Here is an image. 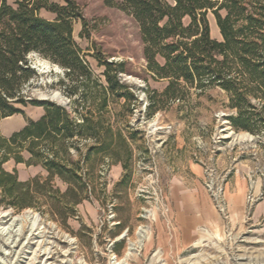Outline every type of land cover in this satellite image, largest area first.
<instances>
[{"label": "rangeland", "instance_id": "1", "mask_svg": "<svg viewBox=\"0 0 264 264\" xmlns=\"http://www.w3.org/2000/svg\"><path fill=\"white\" fill-rule=\"evenodd\" d=\"M73 1L80 16L72 20V36L89 63L90 79H100V60L122 62L121 81L135 93V98L110 97L101 111L103 127L120 131L125 140L112 136L110 152H104L94 138H74L77 147L69 152L79 161L82 190L68 193L66 203L50 200V193H33L32 205L16 209L5 204L0 191V213L8 215L4 222L26 214L36 215L38 222L35 234H29L31 223L24 219L17 238L0 236V264H114V259L121 264H264V220L250 225L264 189V124L254 132L231 127L226 116L234 111L226 107V93L216 87L188 89L182 98L148 114L152 90L161 92L167 81L152 78L146 69L137 23L103 0ZM41 15L55 17L44 9ZM208 18L211 36L220 39L214 17ZM27 57L31 65L45 68H34L36 75L22 87L25 98L64 105L72 115L77 114L74 106L98 115L97 88L91 83L85 95L82 88L69 95L64 87L75 80L64 68L37 52ZM20 114L23 120L35 117L37 106L27 104ZM242 133L247 136L238 138ZM22 155L29 156L26 151ZM12 165V160L2 164L7 171L16 170L20 181L47 176L40 164ZM52 183L61 192L67 187L56 177ZM203 200L209 201L221 227L203 230L204 242L179 257H159L160 251L167 252L161 236L170 233L179 208Z\"/></svg>", "mask_w": 264, "mask_h": 264}, {"label": "trees", "instance_id": "2", "mask_svg": "<svg viewBox=\"0 0 264 264\" xmlns=\"http://www.w3.org/2000/svg\"><path fill=\"white\" fill-rule=\"evenodd\" d=\"M65 1L59 5L49 0H0V119L22 113L27 104L44 110L37 119L26 118L9 136L0 133V191L5 204L16 209L32 205L33 193H50V200L66 203L63 199L68 193L81 191L76 173L79 161L71 158L69 147L76 148V139L82 137L97 140L96 146L104 152H110L112 136L124 142L120 131L103 127L101 111L110 97L124 94L135 98L130 86L121 81L120 73L125 72L122 62L100 60V79H90L89 63L72 36V20L80 16L79 6L73 0ZM103 1L134 19L146 69L152 78L167 81L161 92L152 90L148 114L171 99L182 98L188 89L216 87L226 93V107L234 111L226 116L231 127L254 132L264 124V0ZM42 9L55 17H44ZM209 14L220 39L210 34ZM30 52L58 64L75 80L64 87L67 94L82 88L85 95L90 83L97 88L94 102L98 115L92 117L90 108L81 112L75 106L72 111L77 114L72 115L64 105L25 98L22 87L36 75L27 57ZM10 158L26 165L40 164L47 176L43 181L38 175L20 181L16 170L2 166ZM55 177L67 184L64 191L53 187Z\"/></svg>", "mask_w": 264, "mask_h": 264}, {"label": "crops", "instance_id": "3", "mask_svg": "<svg viewBox=\"0 0 264 264\" xmlns=\"http://www.w3.org/2000/svg\"><path fill=\"white\" fill-rule=\"evenodd\" d=\"M37 110V116L29 118L37 119L44 112L43 107L41 106H37ZM3 119L4 121L0 133L6 137L13 131L20 129L26 122V119L23 120L20 113L6 116ZM14 122H17L18 124L14 125ZM10 160L13 162V167H15V165L24 164L23 162H15L12 158L4 163ZM242 195L243 194L241 193V196ZM179 211H181L179 213L180 216L175 217L173 223L169 226L170 233L161 236V239L163 238L162 241L167 245V252L164 250L160 251L161 253L159 252V257L162 256V259H165L167 256L173 258L179 257L184 249L197 247L204 242L205 238L203 230H206L207 228L216 230L221 227L219 217L209 201L203 200L202 203L190 202L179 208ZM261 220H264V189L261 199L257 201L252 208L250 225H257ZM234 222H237L238 226H240V221L236 220ZM235 224L236 223L232 225L231 223L232 226H235ZM128 253L129 251L126 252V254ZM126 256L127 255H125V257Z\"/></svg>", "mask_w": 264, "mask_h": 264}, {"label": "bare ground", "instance_id": "4", "mask_svg": "<svg viewBox=\"0 0 264 264\" xmlns=\"http://www.w3.org/2000/svg\"><path fill=\"white\" fill-rule=\"evenodd\" d=\"M247 133L238 134L237 137H245ZM249 136V135H248ZM6 213H0V236H5L7 239L12 238L15 239L20 234L21 231V221L28 220L31 223L29 228L30 235L35 234V230L37 229L38 222L36 215L26 214L25 216H15L9 220V222H4V218H7ZM127 255V254H126ZM114 264H121V260L114 259Z\"/></svg>", "mask_w": 264, "mask_h": 264}, {"label": "water", "instance_id": "5", "mask_svg": "<svg viewBox=\"0 0 264 264\" xmlns=\"http://www.w3.org/2000/svg\"><path fill=\"white\" fill-rule=\"evenodd\" d=\"M32 67L35 68V69L37 68V67L34 66V65H32ZM44 68H45V67H41V68H37V69L40 70V71H42V70H44ZM45 99H46V98H45Z\"/></svg>", "mask_w": 264, "mask_h": 264}, {"label": "built area", "instance_id": "6", "mask_svg": "<svg viewBox=\"0 0 264 264\" xmlns=\"http://www.w3.org/2000/svg\"><path fill=\"white\" fill-rule=\"evenodd\" d=\"M248 200H249V201H252V200H253V198H252L251 195H249ZM221 209H222V208H221Z\"/></svg>", "mask_w": 264, "mask_h": 264}]
</instances>
